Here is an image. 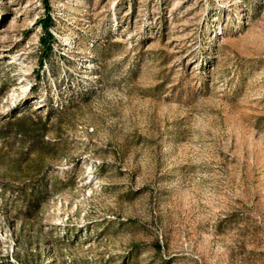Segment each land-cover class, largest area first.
<instances>
[{
    "label": "rangeland",
    "instance_id": "rangeland-1",
    "mask_svg": "<svg viewBox=\"0 0 264 264\" xmlns=\"http://www.w3.org/2000/svg\"><path fill=\"white\" fill-rule=\"evenodd\" d=\"M48 2L40 65L0 0V264H264V0Z\"/></svg>",
    "mask_w": 264,
    "mask_h": 264
},
{
    "label": "trees",
    "instance_id": "trees-1",
    "mask_svg": "<svg viewBox=\"0 0 264 264\" xmlns=\"http://www.w3.org/2000/svg\"><path fill=\"white\" fill-rule=\"evenodd\" d=\"M49 0H43L44 4V14L39 18V23L41 28L43 29V34L40 37L42 52L39 56L40 65L46 63L52 55L53 52V43L55 42V38L51 32L54 28V18L50 15V5ZM39 77V75H36Z\"/></svg>",
    "mask_w": 264,
    "mask_h": 264
}]
</instances>
